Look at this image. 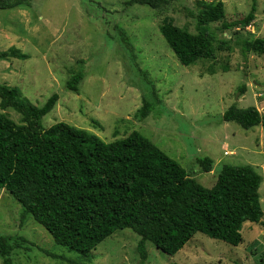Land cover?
I'll return each mask as SVG.
<instances>
[{"label": "rangeland", "instance_id": "obj_1", "mask_svg": "<svg viewBox=\"0 0 264 264\" xmlns=\"http://www.w3.org/2000/svg\"><path fill=\"white\" fill-rule=\"evenodd\" d=\"M128 1L33 0L31 7L0 10V52L15 47L29 56L0 60V82L19 88L39 107L53 94L60 96L42 120L45 129L65 122L108 143L139 131L207 188L215 185L224 165H250L263 178L264 212V127L247 130L221 120L233 104L254 106L264 114V55L247 54L235 42L238 36L264 38V0H257L252 25L230 30L225 25L244 19L252 0H166L160 10ZM219 1L225 5V18L211 29L230 41L231 49L218 51L213 60L183 66L160 31L163 21L169 18L196 34L198 11ZM116 26L134 45L136 61L124 50ZM79 70L85 77L79 92H71L67 82ZM242 85L246 92L241 95ZM145 97L156 107L139 121L135 115ZM0 113L23 123L13 109L0 108ZM199 157L213 159L212 172H203ZM22 213L13 195L0 191V235L29 242L27 249L15 250V264H143L141 238L132 229L117 231L84 256L56 244L32 216L22 222ZM242 234L243 242L234 247L199 233L175 256L148 243L144 264H258L264 258V224L246 223Z\"/></svg>", "mask_w": 264, "mask_h": 264}, {"label": "trees", "instance_id": "obj_2", "mask_svg": "<svg viewBox=\"0 0 264 264\" xmlns=\"http://www.w3.org/2000/svg\"><path fill=\"white\" fill-rule=\"evenodd\" d=\"M32 3L0 0V10L31 7ZM127 4L160 10L166 0H130ZM256 12L257 0H252L248 15L225 25L224 30L252 25ZM225 13L221 1L199 10L196 34L169 18L163 21L160 31L183 66L213 60L218 51L231 49V42L218 38L211 29ZM115 29L124 50L136 61L128 35L119 26ZM235 42L245 47L247 54L264 55V38L238 36ZM28 58L15 47L0 52L3 61ZM84 77L83 70L74 72L67 89L78 93ZM149 83L160 103L154 85ZM239 92L244 94L246 86H240ZM59 98L55 93L39 107L25 99L19 88L0 82V108L15 110L23 121L18 124L7 113H0V191L6 189L21 204L22 222L32 216L56 244L87 256L117 231L132 229L141 238L138 252L144 264L148 243L165 255L175 256L200 233L237 247L244 240L246 223L264 224L260 198L263 178L252 166L224 165L215 185L204 187L139 131L108 143L65 122L45 129L42 120ZM156 102L145 97L135 117L139 121L148 118ZM221 120L247 130L264 127V114L254 106L233 104ZM197 162L203 172L213 171L210 157H199ZM27 243L24 237L0 235L3 264H15V250L27 249ZM258 264H264V258Z\"/></svg>", "mask_w": 264, "mask_h": 264}, {"label": "built area", "instance_id": "obj_3", "mask_svg": "<svg viewBox=\"0 0 264 264\" xmlns=\"http://www.w3.org/2000/svg\"><path fill=\"white\" fill-rule=\"evenodd\" d=\"M230 154L229 152L226 153V155Z\"/></svg>", "mask_w": 264, "mask_h": 264}]
</instances>
